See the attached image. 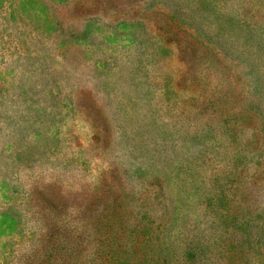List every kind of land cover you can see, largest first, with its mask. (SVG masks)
Wrapping results in <instances>:
<instances>
[{"label": "rangeland", "instance_id": "rangeland-1", "mask_svg": "<svg viewBox=\"0 0 264 264\" xmlns=\"http://www.w3.org/2000/svg\"><path fill=\"white\" fill-rule=\"evenodd\" d=\"M0 264H264V0H0Z\"/></svg>", "mask_w": 264, "mask_h": 264}]
</instances>
